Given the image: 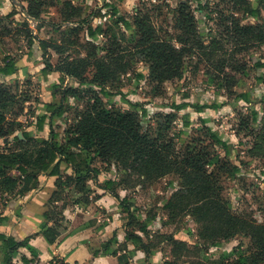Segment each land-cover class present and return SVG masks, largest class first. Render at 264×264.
<instances>
[{"label":"rangeland","instance_id":"1","mask_svg":"<svg viewBox=\"0 0 264 264\" xmlns=\"http://www.w3.org/2000/svg\"><path fill=\"white\" fill-rule=\"evenodd\" d=\"M1 1L3 0H0V4ZM11 1H4L8 4L6 15H1L3 12H0V67L5 59H10L18 65V72L10 77L0 74V86L5 87L16 99V104H13L8 112V122L15 120L20 126H16L14 135L0 140V150L5 153L15 150L14 136L22 132L33 138L48 139V124L43 132L36 129L37 118L46 114V106L49 103H58L63 90H90L85 99L82 98L85 94H80L77 98L70 97L65 105L67 114L55 127L59 135L58 141L63 144L67 132L78 115L85 110L90 97L93 94L99 95L100 89L97 85L80 88L78 81L73 78H66L61 84L62 74L57 72L47 78L43 77L41 70L44 68V58L40 43L34 41V44L30 45L26 31L19 34L13 29L9 35L5 28V25L13 28L18 26L21 30L19 25L28 22L22 13L27 10L26 1L30 0H18L22 7L14 6L13 9L17 10L20 16L13 21H4L3 18L11 13L7 11L11 10ZM41 1L47 2L43 10L45 14L40 19H34V23L28 22L33 35L53 46L63 42L62 34L71 32L73 42L79 46L72 49L69 56L74 58L76 52L82 57L88 56L87 42L90 41L85 30L81 29L76 33L72 31L77 23H67L62 28L63 33L57 32L53 27L61 21V17L56 14L63 0ZM109 1L119 4V0ZM51 2L57 8L50 9ZM182 2L188 3L190 14L195 17L193 36L180 30L176 18L177 9ZM93 5V10L99 9L102 1L95 0ZM263 5L259 0H201L200 3L195 0H129L124 9L127 18L132 20L136 11L140 10L141 14L149 17L161 39L182 44L187 51L181 76L166 83L154 80L150 64L135 52V30L124 31L120 28L117 34L124 31L127 37L124 41L120 37L111 38V35H107L92 43L97 48L98 56L115 51L117 46L130 52L129 73L121 76L114 86L108 85L113 96L103 99L105 105L112 110L136 113L143 128L142 133L151 137L160 134L158 129L162 126V136L172 142L173 156L177 160H182L192 153H201L208 158L219 157L218 164L207 166L206 172L214 176L223 190L224 197L231 203L234 214L253 216L260 224H264V43L258 41V37L264 36ZM251 9L259 11L260 15L253 17L250 14ZM103 12L100 13L103 16L92 21L94 27L101 25L99 19L111 15L110 10ZM10 22H13V25ZM114 22L112 17L108 21L103 20L105 27L109 28H112ZM243 32H247L248 36ZM213 41L217 42L218 53L206 57L203 48ZM66 57L67 55L59 56L49 49L48 59L55 67ZM224 61L226 68L221 74L219 69ZM89 72L88 78L93 81L95 70L91 68ZM241 93H249L251 103L236 101V94ZM53 94H56V97H53ZM185 103L207 105L211 108L204 110L202 115L192 108L180 112L173 109V104ZM253 111L257 115L256 123L253 122ZM168 116H173L171 123L167 121ZM187 119L191 125L185 128ZM212 135L228 145V153L215 142ZM6 140L9 142L6 143ZM88 156L91 166L99 170L97 179L88 181L91 197L94 198L96 191L101 192L107 187L111 195H118L119 192L121 196H126L127 205L133 214L132 218L128 215L125 217L127 227H130L131 231L138 230L141 226L160 224L165 226V233L187 242L190 249L184 253L186 257L182 259H174L169 253L172 246L165 244V257L170 258L173 264H197L200 261L205 264H237L236 253L249 255L247 250L251 241L243 236L235 238V251L231 256L224 258L217 247H200V228L192 218L187 217L178 224L170 223L165 206L172 194L179 189L177 176H166L156 182L140 181L136 174L125 171L116 161L107 164L95 154L89 153ZM133 165L137 166L136 163ZM61 171L64 175L71 174L63 169ZM8 174L17 176V173L11 170ZM108 181L112 182L109 186L106 184ZM137 182L140 185L133 187ZM124 183L131 187L127 188ZM94 187L99 190H94ZM66 194L69 205H74L73 202L78 200L79 194L75 189L67 190ZM11 197L13 196L4 195L0 186V214ZM153 231L160 230L156 228Z\"/></svg>","mask_w":264,"mask_h":264},{"label":"trees","instance_id":"2","mask_svg":"<svg viewBox=\"0 0 264 264\" xmlns=\"http://www.w3.org/2000/svg\"><path fill=\"white\" fill-rule=\"evenodd\" d=\"M201 2V0H195ZM264 3V0H259ZM27 13L33 19H40L45 12L43 11L47 2L41 0L27 1ZM51 7L54 3L51 2ZM264 10V5L262 6ZM91 8L80 4L74 5L71 0H65L59 7V15L61 21L54 24L57 32L63 33L62 28L67 23H77L76 28L72 29L75 33L84 29L87 38L88 56L82 57L79 52L76 56L70 57L72 49L79 46L73 42L70 34H62L63 42L59 44H50L46 40L36 38L29 27L28 22L20 24L13 28L6 26L7 34L11 35L13 29L19 34H26L29 44L33 45L34 41L40 43L43 51L44 68L41 70L43 77L47 78L52 73L62 74L60 83H64L66 78H73L78 81V87L97 85L100 89L99 95L93 94L87 102L86 108L81 112L77 120L67 132L65 142L61 144L58 141L59 135L55 131V127L59 120L67 114L66 104L70 97H79L85 94V99L89 92L83 89H69L62 91V97L58 103L48 104L46 106V114L37 118L36 129L43 132L48 124L50 137L33 138L28 133L22 132V139L14 136L15 150L9 153L0 150V186L2 193L7 196L25 195L31 189H35L38 185V177L46 174L55 177L56 191L54 192L49 204L48 211L45 214L47 223L41 225V232L49 245L57 243L58 239L67 234L68 229L63 223L64 210L70 204L66 198L67 190L75 189L79 194L78 200L73 202L76 204H90L91 201H98L100 196L91 197L88 181L97 179L99 170L91 166L89 153L95 154L103 163L110 164L112 161L118 162L125 171L136 174L141 181L156 182L166 176L175 175L178 177L179 189L176 190L166 204V211L171 224H178L181 220L190 217L193 222L200 228L199 245L201 248L219 247L224 243H228L238 236H243L251 241L248 248V256L235 254L237 256V264H262L264 263V224L258 223L253 216L244 217L236 215L232 211L231 203L224 197L223 190L219 186L214 176L206 172L207 166H216L219 157L208 158L199 154H190L182 160H177L173 156L172 142L169 138L162 136L164 128L159 126V133L156 137L142 133V125L139 116L132 112H120L109 109L103 99L113 96L108 85L114 86L120 80L121 76L129 73L130 63L128 57L130 52L123 51L117 46L112 52H107L104 56H98L97 48L92 44L98 42L103 36L111 35V38H118L122 41L126 40L124 31L135 30L137 33V42L135 44V52L142 55L151 66V76L159 83H166L182 74L184 57L186 50L182 44L165 41L161 39L150 22L148 16L141 14L137 10L132 20L125 16H120L119 11L111 6L107 0L99 9L90 12ZM103 10H110L111 17L115 19L112 28L98 25L93 26L94 18L103 16ZM253 17L260 15L257 10H250ZM17 12H11L4 21H13ZM180 30L189 36L195 33V17L190 14L188 3L182 2L176 15ZM13 25V22H10ZM123 28L124 31L119 35L117 32ZM25 29V30H23ZM59 30V31H58ZM252 30V28H251ZM238 32V27H237ZM248 36L247 32H243ZM252 34V33H251ZM179 41V40H178ZM258 41L264 43V36L258 37ZM180 43V41H179ZM217 42L213 41L209 46L203 48V54L206 57H212L218 53ZM49 49H52L57 55H67L65 59H61L59 66L55 67L51 60L48 59ZM226 61V60H225ZM223 62L219 71L224 73L226 62ZM261 67V66H259ZM95 70L94 80L88 78L90 69ZM18 72L17 64L10 59H5L0 67V74L5 77L12 76ZM92 92V91H91ZM56 97V94H53ZM81 97V96H80ZM236 101H243L247 104L251 103L249 93L236 94ZM16 104V99L0 86V140L7 139L14 135L16 126L19 125L15 120L8 122V112L12 105ZM192 108L196 113H203L204 110L211 107L207 105L193 104H173L176 111H184ZM213 109H215L213 107ZM146 113V112H143ZM253 122L256 123L257 115L253 111ZM173 116H168V122H172ZM187 119L184 127H190ZM20 126V125H19ZM215 142L220 145L228 153V145L212 135ZM168 139V140H167ZM207 159V160H206ZM136 163L137 166L133 164ZM66 166V171L71 170V174L64 175L61 171L62 166ZM14 171L17 176H11L8 171ZM107 186L112 182H106ZM127 188L131 187L124 183ZM137 182L133 187L139 186ZM104 190L109 191L108 187ZM66 194V195H65ZM118 202L119 206L129 218L133 217L131 208L127 205L126 198L121 199L119 195L112 194ZM62 203L61 207L56 204ZM0 214V224L5 220ZM51 224H49V223ZM148 226H141L138 231L149 239ZM137 231V230H135ZM135 231L127 232L126 243L119 245L118 250H126L127 243L132 242L135 246L147 253L150 249L165 243L171 247V255L174 259H182L186 257L185 252L189 251L187 242L176 239L175 235H158L154 240H150L148 244L144 243L142 237L137 235ZM160 234V233H159ZM154 239V238H150ZM118 244L114 235L102 248L107 255L118 257V252L112 251V246ZM29 247V239L22 242L15 241L12 237H8L0 233V259L2 264H14V259L19 255L21 248ZM95 256L98 255L96 251ZM121 263H128V258L119 257ZM166 264H173L167 261ZM197 264H205L200 261ZM225 264V263H222Z\"/></svg>","mask_w":264,"mask_h":264},{"label":"crops","instance_id":"3","mask_svg":"<svg viewBox=\"0 0 264 264\" xmlns=\"http://www.w3.org/2000/svg\"><path fill=\"white\" fill-rule=\"evenodd\" d=\"M4 1L6 0L1 1L2 3L0 4V12H3L1 15H6L5 10L8 9V4L4 3ZM71 1L74 5L80 4L91 9L94 8L95 0ZM101 1L103 6L106 0ZM107 2L118 9L120 16L126 17L124 13L126 10L124 9H126L129 0H119V4L109 0ZM10 6L11 10L7 11H16L17 15L14 18L16 19V17L20 16V13L14 10L13 7L21 8V3L18 0H12ZM55 8H57L56 5L50 9ZM57 9L59 11V8ZM56 15L58 16L59 12ZM22 16L28 22L31 21L27 10L23 11ZM110 17L111 15L108 14L99 19L102 22L101 25L105 27L103 20L108 21ZM31 22L34 23L36 21ZM8 142L6 140V143ZM62 169L66 170V166L63 165ZM67 172L71 173V170ZM55 182V177H50L46 174L39 175L38 185L35 189H31L25 195L11 197L6 203L3 212H1V216L5 221L0 224V233L12 237L17 242L29 239V247L19 250V255L13 261L14 264H166L167 261H170V258L165 257V254H167L164 250L165 243L150 249L148 253L137 248L132 242L127 243L126 250H118L119 245L127 242L126 235L127 232L131 231V228L127 227V219L125 218L127 214L119 206L118 200L104 189L100 190L101 192L96 191V194L100 196L98 201H91L90 204L68 205L63 213L66 220L63 224L68 229L67 234L60 237L56 244L49 245L41 232V225L47 223L45 214L50 206L49 202L57 190ZM93 189L99 190L97 187ZM118 195L121 199L126 197L121 196L119 192ZM56 205L61 207L62 203H57ZM153 225H149L147 229L149 239L142 235L140 231H135L146 244L150 240L155 241L158 235L168 234L164 232L165 226L160 224ZM156 228L160 231H153ZM114 235L118 244L112 246V251H117L118 257L107 255L102 248L103 244ZM175 238L178 239L177 237ZM236 243V239H233L217 248L223 257L227 258L235 251ZM96 251L98 252L97 256L94 255ZM169 253L171 254V250ZM121 256L128 258V263H121L119 261ZM0 264H2L1 259Z\"/></svg>","mask_w":264,"mask_h":264},{"label":"water","instance_id":"4","mask_svg":"<svg viewBox=\"0 0 264 264\" xmlns=\"http://www.w3.org/2000/svg\"><path fill=\"white\" fill-rule=\"evenodd\" d=\"M26 17L28 18V16H26ZM29 20H31V21H33V22L35 21V20L31 19V18H29ZM18 137H19L20 139L23 138V137H22V134H19Z\"/></svg>","mask_w":264,"mask_h":264}]
</instances>
